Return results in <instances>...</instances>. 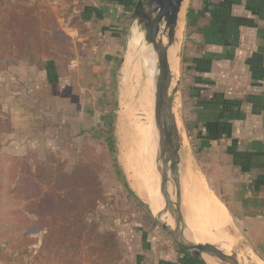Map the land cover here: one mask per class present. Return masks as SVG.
Listing matches in <instances>:
<instances>
[{
	"label": "crops",
	"instance_id": "0c3cea01",
	"mask_svg": "<svg viewBox=\"0 0 264 264\" xmlns=\"http://www.w3.org/2000/svg\"><path fill=\"white\" fill-rule=\"evenodd\" d=\"M137 1H52L70 9L56 19L70 52L44 56L42 67L22 60L0 71V120L10 126L2 131V149L17 156L50 149L68 159L67 151L75 160L85 139H99L97 121L110 119L112 68L128 49ZM183 25L178 92L189 106L192 135L206 142L204 174L214 193L198 170L201 179L185 180L195 200L190 183H203L264 263V0H186ZM141 37L130 43L141 49ZM186 150L187 143L181 160ZM127 180L134 198L147 205ZM121 238L122 264H204L153 221Z\"/></svg>",
	"mask_w": 264,
	"mask_h": 264
},
{
	"label": "trees",
	"instance_id": "16d2710c",
	"mask_svg": "<svg viewBox=\"0 0 264 264\" xmlns=\"http://www.w3.org/2000/svg\"><path fill=\"white\" fill-rule=\"evenodd\" d=\"M9 26L0 16V71L22 60L42 67L44 56L58 58L70 52L68 36L61 29L60 38L51 45L50 40L40 39L33 26L11 31ZM97 140L85 139L73 161L50 149L44 158L30 151L13 157L12 165L4 170V177L7 174L12 179L8 194L20 206L14 212L18 226L14 231L18 245L14 247L19 255L24 256L36 244L33 233L45 231L37 255L47 256V264L61 254H80L85 243L105 264L120 260L122 246L116 233L100 231L98 223L89 220V214L105 199V166L95 148Z\"/></svg>",
	"mask_w": 264,
	"mask_h": 264
},
{
	"label": "rangeland",
	"instance_id": "374dc122",
	"mask_svg": "<svg viewBox=\"0 0 264 264\" xmlns=\"http://www.w3.org/2000/svg\"><path fill=\"white\" fill-rule=\"evenodd\" d=\"M52 1L53 0H0V16L3 19L4 23L7 24V26L11 25L9 26V31L14 30L13 28L19 29L20 26H33L39 33V37L42 41L46 40L49 43L50 40L51 45H53L55 44V41L61 36L59 31L60 28L56 19L58 17L68 15L70 9L69 7H67L66 2H62V6L59 4H55L54 2L52 3ZM183 18L185 23V9ZM63 26L67 27L68 25L65 23V25ZM131 39L132 34L129 43ZM125 50L126 47L124 46L123 51H121L119 56H117V61L114 64V68H112L116 70L115 74L113 75L115 76L116 87L111 88L110 96L112 104L106 107L108 111L106 115H109L110 119H97L99 120L97 122L100 124H98V127H96L95 131L98 132L100 137L97 140V143H95V148L97 152L101 154L105 166V199L100 203L96 210L89 214V220L96 221L98 223V229L100 231L113 230L116 233L121 246L123 244L121 239L124 238H121L122 232L124 234V232H126V230H128L130 227L139 223H152L153 221L161 229H164L160 223L154 220L150 207L142 203L140 204V202L134 198L127 183V174L120 160V140L119 134L117 132V126L120 121L119 115L121 106V92L123 89V84L125 83V81H127V74L124 77V74L122 72L123 56L125 55V61V58L129 52V50L127 49L125 53ZM131 54H133V52H131ZM141 56L143 57V53L142 50L139 49V58H141ZM98 73L99 72H97V74ZM175 110L178 124L183 134H181L182 145L187 143L188 150L183 160H181L180 170L186 178L191 180H196L198 178L201 179V176L197 172L198 170L206 181V185L210 189L209 184H207L209 179H207L206 175L204 174L206 162H210V160L208 159V155H206L203 151L206 142L201 140H198L199 142L196 141L195 132H193L194 135H192V131H194V128L191 129L190 125H194V123L192 121H189V106H182V99L179 92L176 95ZM4 121L5 120L3 119L0 120V264H47L49 262L47 256L37 255L45 231L33 233L31 235V237L33 236L37 242L30 247L28 253L24 256L19 255L17 251L18 249L15 248L16 246L14 247V245H18L17 237L14 235V231H16L18 228L14 212L17 211L20 206L15 205L13 203V199L8 194L9 184L12 179H7V174L5 175V177L3 174L4 170L7 171V167H10L12 165L13 157L17 155L9 153L7 151L8 147L2 149L3 141H5L3 138H1L2 131L4 130V133L6 132V130L10 129V126H8L7 122ZM142 127L144 132V142L146 146L144 150V159L147 162L150 161L149 167H151V171L153 172V166L146 142L145 119H143ZM188 127L190 129V132L188 131ZM90 141L93 142L94 140L90 139ZM63 152L65 156H69L68 159L70 161L74 160V155H72L71 153H67V151ZM37 154L39 157H41L42 155L41 158H44L45 156V152L41 155L40 153ZM191 158L193 161L191 160ZM4 167L6 169H4ZM192 167L194 174L190 173V168ZM196 175H198L199 177ZM196 182L197 184H199V186L201 185L200 187L202 189H206L201 181H195V183ZM11 188H13V185H11ZM233 226L235 232L233 231L230 224V229L232 230L234 235L236 234L237 239V243L235 244L237 246H235L234 249L238 253L239 257H241L239 258L241 263L264 264L259 259V257L256 256V253L253 251V249H251L246 236L240 231L237 225H235V222H233ZM211 243L214 242L211 241ZM238 250L240 251V253ZM122 258L123 250L121 258L118 262H116V264H122ZM102 259L103 258H99L97 254H95L90 244L85 243L80 254L74 256L70 254H61L60 256L52 257L50 262L51 264H105Z\"/></svg>",
	"mask_w": 264,
	"mask_h": 264
},
{
	"label": "bare ground",
	"instance_id": "6f19581e",
	"mask_svg": "<svg viewBox=\"0 0 264 264\" xmlns=\"http://www.w3.org/2000/svg\"><path fill=\"white\" fill-rule=\"evenodd\" d=\"M184 9L185 7L181 12L176 39L170 50L169 64L173 77V86L178 77L181 58ZM155 13L156 10L152 9V14L155 15ZM140 37V34L137 33L138 40ZM166 42L167 38H164V43ZM128 47L129 52L122 67L124 77L127 74V79L125 78L127 81L124 80L126 84H123L121 92L120 121L117 126L120 140V160L130 180L129 182H131V185L139 196L144 198V201L150 205L152 213L159 215L168 225H171L170 215L167 211H164L165 203L160 193L159 171L156 167L159 137L157 130L154 128L151 82L152 72L155 70V58L153 64H151L144 54L143 57L139 58V48L135 44L129 43ZM143 119H145L146 123V142L153 172L151 171V167H149L150 161L147 162L144 159L146 146L143 137ZM181 174L184 214L188 225L194 232L191 235V239L195 241H213L228 254L231 251H236L234 249L237 246L235 245L237 243L236 234L234 235L230 229L229 217L222 205L211 193L207 192L204 188L202 189L201 185L199 186L197 182H192L190 184L195 192V200L185 180L186 177L182 172ZM170 193L172 196L175 195L172 185H170ZM196 202L200 206L203 205L205 207L207 215L205 213L202 215L201 209ZM204 217L210 220L216 229Z\"/></svg>",
	"mask_w": 264,
	"mask_h": 264
},
{
	"label": "water",
	"instance_id": "95a60500",
	"mask_svg": "<svg viewBox=\"0 0 264 264\" xmlns=\"http://www.w3.org/2000/svg\"><path fill=\"white\" fill-rule=\"evenodd\" d=\"M185 3L186 0H138L132 15V36L136 38L137 33L142 36L141 50L151 64L155 58L151 82L154 128L159 137L156 167L159 171L160 193L165 203L164 211L168 212L172 223L168 225L159 215L153 213V216L176 243L198 256L204 264H242L236 251L228 254L217 244L192 240L191 235L194 232L184 214L180 172L182 131L175 110L176 95L181 81L180 63L178 77L173 86L169 57ZM152 9L156 10L155 15L152 14ZM134 28L137 33L134 32ZM164 38H167L166 43ZM170 185L175 192L173 196L170 193Z\"/></svg>",
	"mask_w": 264,
	"mask_h": 264
}]
</instances>
